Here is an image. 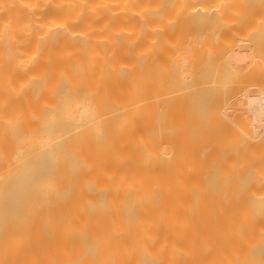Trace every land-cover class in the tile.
<instances>
[{
    "label": "bare ground",
    "instance_id": "6f19581e",
    "mask_svg": "<svg viewBox=\"0 0 264 264\" xmlns=\"http://www.w3.org/2000/svg\"><path fill=\"white\" fill-rule=\"evenodd\" d=\"M0 264H264V0H0Z\"/></svg>",
    "mask_w": 264,
    "mask_h": 264
}]
</instances>
